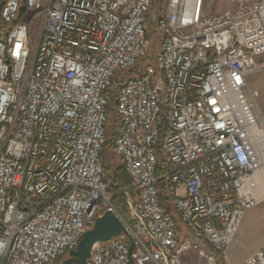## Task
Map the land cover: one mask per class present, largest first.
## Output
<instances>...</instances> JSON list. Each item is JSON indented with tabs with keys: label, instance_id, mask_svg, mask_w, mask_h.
<instances>
[{
	"label": "built area",
	"instance_id": "built-area-1",
	"mask_svg": "<svg viewBox=\"0 0 264 264\" xmlns=\"http://www.w3.org/2000/svg\"><path fill=\"white\" fill-rule=\"evenodd\" d=\"M229 1L214 14L166 0L140 66L154 0H0V264H55L106 211L124 232L84 264H182L192 251L264 264V243L237 263L228 253L264 201V116L245 93L262 69L264 0ZM108 110L124 215L103 164Z\"/></svg>",
	"mask_w": 264,
	"mask_h": 264
},
{
	"label": "rangeland",
	"instance_id": "rangeland-1",
	"mask_svg": "<svg viewBox=\"0 0 264 264\" xmlns=\"http://www.w3.org/2000/svg\"><path fill=\"white\" fill-rule=\"evenodd\" d=\"M229 0H205L204 9L207 13H218L224 10L230 9L232 6ZM166 6V0H154L151 12L149 14V27L148 32L150 33V43L145 54L144 59L140 62V66L145 62H149L153 53L157 47V37L152 36L153 22L158 14L162 13ZM38 27L35 26L32 31V40H34L37 36ZM153 62V61H152ZM261 63L264 64V56L261 58ZM126 71L118 70L117 75H122ZM115 87L112 88V90ZM256 91L258 93L257 97H252L251 92ZM247 100L254 104V113L256 116H264V65H262V69L250 76L248 78V86L245 90ZM114 114L112 110L107 111V134L112 136L113 128H114ZM104 156L106 165L109 169V175H113L114 170L121 166V162L119 157L116 156L111 148L105 146ZM110 180V179H109ZM117 211L118 208L116 207ZM119 212L123 214V210H119ZM255 217L252 221L251 217ZM186 232L185 229H183ZM195 242L201 244V241L198 239H194ZM264 243V201L258 204L256 207L252 208V210L248 211L239 227L237 232L235 241L230 245L228 249V253L231 256V261L233 263H237L253 252L259 245ZM202 245V244H201ZM68 258V254H64L55 264H63V261ZM182 264H203L195 251L189 252V254L185 255Z\"/></svg>",
	"mask_w": 264,
	"mask_h": 264
},
{
	"label": "water",
	"instance_id": "water-1",
	"mask_svg": "<svg viewBox=\"0 0 264 264\" xmlns=\"http://www.w3.org/2000/svg\"><path fill=\"white\" fill-rule=\"evenodd\" d=\"M23 9L24 6L20 8V11ZM121 231L124 232V226L120 219L110 211L104 212L100 217L95 219L93 226L84 232L77 246L67 253L68 258L63 261V264H84L94 244L117 236ZM132 248L133 245L131 243L129 251ZM130 263L133 264L131 260Z\"/></svg>",
	"mask_w": 264,
	"mask_h": 264
},
{
	"label": "trees",
	"instance_id": "trees-1",
	"mask_svg": "<svg viewBox=\"0 0 264 264\" xmlns=\"http://www.w3.org/2000/svg\"><path fill=\"white\" fill-rule=\"evenodd\" d=\"M112 136H113V132H112ZM112 136H109V138H108V134L106 132V144H105V146H108L109 148H111ZM105 160H106L105 156L103 155V164H104V169H105V176H106V180L108 182L109 189L111 191L117 193L122 187H129V179L125 175L122 166L115 169L113 175H111V178H110L109 169L106 165ZM112 201H113V204L118 208V210H121L123 208V198L120 194L117 193L114 196ZM167 208L169 209L168 206H167Z\"/></svg>",
	"mask_w": 264,
	"mask_h": 264
},
{
	"label": "bare ground",
	"instance_id": "bare-ground-1",
	"mask_svg": "<svg viewBox=\"0 0 264 264\" xmlns=\"http://www.w3.org/2000/svg\"><path fill=\"white\" fill-rule=\"evenodd\" d=\"M258 135H261V134H258ZM253 137L258 139L259 136H256L253 134L252 138ZM254 141L256 142V140H254ZM255 182H256V187L261 185L260 188H258V189H260L259 193L264 196V168L262 166L261 160L256 161Z\"/></svg>",
	"mask_w": 264,
	"mask_h": 264
},
{
	"label": "crops",
	"instance_id": "crops-1",
	"mask_svg": "<svg viewBox=\"0 0 264 264\" xmlns=\"http://www.w3.org/2000/svg\"><path fill=\"white\" fill-rule=\"evenodd\" d=\"M231 8H232V7H231ZM231 8H230V9H231ZM261 58H262V57H259V58H258V61H259L260 63H261ZM261 64L264 65L263 63H261ZM251 210H252V209H251ZM249 211H250V210H249ZM245 215H246V214H245ZM244 217H245V216H244ZM251 218H252L251 220L253 221L255 217L252 216ZM243 219H244V218H243ZM242 221H243V220H242ZM262 244H263V243H262ZM262 244H261V245H262ZM259 246H260V245H259ZM259 246H258V247H259Z\"/></svg>",
	"mask_w": 264,
	"mask_h": 264
}]
</instances>
